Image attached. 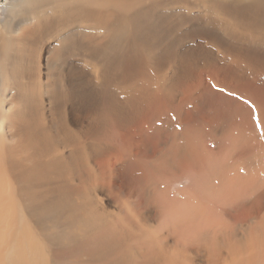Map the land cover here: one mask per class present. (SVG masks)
<instances>
[{
  "label": "bare ground",
  "instance_id": "obj_1",
  "mask_svg": "<svg viewBox=\"0 0 264 264\" xmlns=\"http://www.w3.org/2000/svg\"><path fill=\"white\" fill-rule=\"evenodd\" d=\"M48 1L14 0L0 8V264H195L202 251L209 254L207 264H264V240L254 236L245 242L248 230L243 226L237 244L226 250L222 246L224 234L239 229L234 226L238 218L248 221L247 202L264 187V167L255 169L259 166L251 159L264 151V58L244 56L247 65L240 74L213 61L197 63L194 54L188 55L180 66L186 73L170 85L175 75L155 83L153 66L147 73L141 55L128 54L117 66L116 79L132 89L130 101L117 85L109 93L122 102V110L116 114L109 104L98 114L88 94L80 92L92 85L88 70L80 74L81 66L69 68L62 62L50 80L42 81L43 57L33 52L34 29L45 34L52 22L37 19V24L35 18L32 27L27 22L32 7L43 11ZM191 4L198 14L193 26L221 25L234 15L233 27L243 22L247 32L259 36L257 18L250 22L247 12L228 6L246 4L264 18V0H56L53 10L59 13V34L68 26H87L98 30L90 36L99 45L116 38L118 31L129 36L135 19L152 28L150 17L133 18L136 11L144 16ZM257 23L262 24L261 17ZM70 42L64 39L59 51ZM75 48L89 57L98 51L81 42ZM239 77L249 81L236 85ZM107 84L104 80L102 90L95 91L106 92ZM87 122L101 124L96 136L89 134L92 129L86 131ZM218 123L226 124L222 132ZM71 137L80 144L65 159ZM91 144L101 153L97 159L74 155ZM183 144V153L176 151ZM142 147L152 148L155 156H146ZM247 158L255 175L244 165ZM80 161L76 177H68L71 173L61 164L76 167ZM126 162L128 172L118 168ZM115 174L134 186L126 181L113 186L108 178ZM87 176L99 177L94 184L108 186L109 198L126 200L124 208L108 211L100 200L81 198L79 177ZM11 186L17 187L13 193ZM175 186H181L178 204L171 194ZM120 213L127 214L125 224ZM136 219L143 223L133 224ZM157 222V241L164 250L152 242L141 248L143 229L153 233ZM125 225L142 232L126 233Z\"/></svg>",
  "mask_w": 264,
  "mask_h": 264
},
{
  "label": "rangeland",
  "instance_id": "obj_2",
  "mask_svg": "<svg viewBox=\"0 0 264 264\" xmlns=\"http://www.w3.org/2000/svg\"><path fill=\"white\" fill-rule=\"evenodd\" d=\"M13 1L14 0H0V8L4 9L8 7L13 3ZM94 5L96 6L97 4L94 3ZM55 6L56 0H49L43 11H41L39 7H32L31 12L29 13V15L31 16V20L27 22V25L29 27H32L36 24L34 23L35 18L36 22L37 19L38 22L42 20L44 21L46 19H50L52 22L45 34L40 33L39 27H35L34 29L33 52L35 54L41 53L43 57V59L41 60L43 75L42 81L44 82L50 80V74H52L53 72L54 74H56L55 68L60 67L62 62H67L69 68L74 67L75 69H78V67L81 66L79 67L80 74H84V72L88 70L92 78V85H90L89 87L85 86L84 88H81L80 92H85L88 94L89 103L98 114H101L104 108L109 104L113 105L116 114H118L119 111L122 110V102H115L111 94L109 93V91H113L117 85L122 90L125 97L124 99L130 101L129 90L132 89L128 88L125 85L126 83H122L120 81H117L116 79V75L119 72L117 66L120 63H123L128 54H140L142 57L141 64L145 67L147 73L150 72L153 66L154 76L151 80L155 83L161 81L162 78L167 74H170L171 76L175 75L176 80H172V82H170V85H174L175 83H177L186 73V70L184 68H180V66L183 62V57L186 58L188 55L194 54L193 56H191V58H196L197 63L199 61L202 62L203 60H207L209 62L213 61L222 67L230 68L240 74H244V70L241 67H245L247 65V63H245L242 59L244 56H248L254 59L264 58V36L261 34V28L264 24V18L261 12L257 10H249L246 4H230L228 7H233L237 12H247L250 22L255 18H257V21H259L261 17V25L258 26L257 21L254 23L255 29L259 32V36H254L251 33L247 32L249 26L243 22H241L240 26L233 27L231 25V21L235 17L234 15H229V18L225 19V21L221 20V25H211L208 27L193 26L192 21L198 14L197 12L193 11V4H191L186 8L176 7L165 12L144 16H140L139 12L136 11L133 18L135 19L150 17L152 28L145 29L143 22L141 20L135 19V24L132 27V33L129 36H122L124 32L118 31V35L116 38L107 37L106 39L113 40L99 45L97 44V41H93L91 43L92 37L90 36L98 32V30H94L87 26H84V28L81 26H68L63 32L59 34V24L57 23L58 20H56L59 13L58 11L56 13V10H53ZM52 15L55 17V19H53ZM199 19H202V17H199ZM207 20L209 21L210 17ZM159 23L162 24L158 25ZM94 35L97 36L96 34ZM66 38L71 42L67 47L59 51L60 44ZM119 38L121 42L119 41ZM76 42L88 43L89 48L93 52L94 48H97L98 51L96 53L94 52L95 54L93 56H86L87 52L84 55L83 50H78L75 48ZM105 46L109 47L105 49ZM114 55L121 56L122 59L114 60ZM33 62L36 63V60L33 59ZM134 77L137 78L136 76ZM104 80L108 81V84L105 88L106 92L97 93L95 90H102V82ZM248 81L249 80H246L244 82L243 80H241V77H239V81L236 85H241V83H246ZM236 85H233V87ZM42 93L45 95L46 91L43 90ZM109 99H111V102L109 101ZM178 118L179 113H176L174 115V119ZM174 125L176 127L175 131L178 132V136H180L181 133L179 132V126L177 124ZM216 125L222 127L220 132H222L226 126L225 123H218ZM100 126L101 124L98 122L85 123L86 131L92 129L89 132L91 136H96L99 133ZM133 134L135 139L138 134L136 131H134ZM50 142H52L53 147L58 152L56 141L51 140ZM79 144L80 141L77 137H71L67 141L68 148L64 153L65 159L71 154L72 148L75 146H79ZM143 147L141 148V151L146 156H155V151L152 148L148 147V149L145 150ZM185 147L186 145L183 144L182 148L177 149L176 151H180L181 153H183ZM85 149V151L83 149L75 151L74 155L79 156V158H82L84 160H87V158L89 157L91 158V160H95L101 155L100 151L93 144L89 145V147L86 146ZM262 152L263 153L255 152L251 156L254 167L255 164L259 166L255 169L264 167V151L262 150ZM67 164L69 165V167H67L65 163L61 164L64 172L67 174L71 173V175L68 177L75 178L78 174L79 168L83 165L82 162L80 161L79 165L76 167H73V163L68 162ZM244 165L249 168L255 175L253 168L249 164V158H247ZM118 168H122L125 172H128L130 169V163L126 162L120 165ZM53 169L57 171L56 167H54ZM79 178L83 179L78 181L79 184L82 182L84 186L83 190L79 189L81 198L86 197L87 199H91L92 202L100 200L103 205L108 208V211H114V209L121 210L124 208L123 201L126 202V200L118 195L109 198L106 190H109L111 193L112 191L108 186L103 185V187L101 185L100 187H98L94 184V179L99 180V177L94 176L93 178L91 176H87ZM108 180L113 186H117L123 181H126L129 187L134 186L129 179L125 177L120 178L118 174L113 175V177L109 176ZM78 187L79 185L77 186V188ZM180 188L181 186H175L172 188L171 192L177 204L179 200ZM10 189L13 193L17 189V187L11 186ZM259 189L261 193L258 192L257 196H254L253 199L247 202V210H249L250 215L246 216L248 221L244 223L243 220L241 221L240 218H238L234 226L235 229H239L235 232H228L224 234L222 240V246L224 250H226L228 246L238 243V240L242 237L239 234L240 227L242 226L247 228L248 230V232L245 234V237L247 239L245 240V242H250V240L254 236H260L264 240V197L262 196V194H264V187H262V184L261 186H259ZM125 215L127 214L120 213V219L123 224L126 223L124 220ZM132 221L133 220H131V222ZM138 223H143L142 219H136L133 224ZM110 224L105 223L107 227L110 226ZM157 228H159L158 222L157 226L153 229V233L145 228L143 229L144 232H146V235L145 239L140 241L142 242L141 244H143L141 248L144 249L150 247V242H152L156 245L159 251L164 250L162 242L157 241ZM123 230L126 233L135 234H140L142 232L135 225H125ZM241 244L245 245L246 249H248L249 243L243 242ZM126 249L127 244H124L122 250L125 251ZM208 258V252L202 251V253L196 257L195 264H207ZM183 260H181L180 263H182ZM113 261L119 262L118 259H115Z\"/></svg>",
  "mask_w": 264,
  "mask_h": 264
}]
</instances>
